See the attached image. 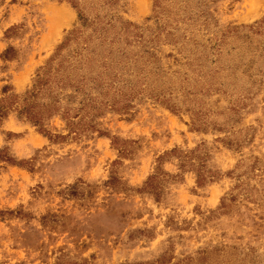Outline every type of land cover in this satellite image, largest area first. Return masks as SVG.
I'll return each instance as SVG.
<instances>
[{"label": "rangeland", "instance_id": "rangeland-1", "mask_svg": "<svg viewBox=\"0 0 264 264\" xmlns=\"http://www.w3.org/2000/svg\"><path fill=\"white\" fill-rule=\"evenodd\" d=\"M0 109V264H264V0H0Z\"/></svg>", "mask_w": 264, "mask_h": 264}, {"label": "trees", "instance_id": "trees-1", "mask_svg": "<svg viewBox=\"0 0 264 264\" xmlns=\"http://www.w3.org/2000/svg\"><path fill=\"white\" fill-rule=\"evenodd\" d=\"M3 116V111H2V109H0V118ZM34 116L35 115H32L31 117H30V119H34Z\"/></svg>", "mask_w": 264, "mask_h": 264}]
</instances>
